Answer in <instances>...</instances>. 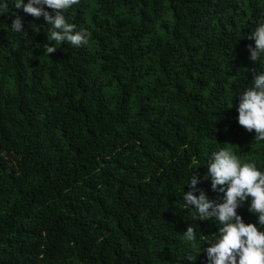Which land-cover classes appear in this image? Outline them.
<instances>
[{
    "label": "trees",
    "instance_id": "trees-1",
    "mask_svg": "<svg viewBox=\"0 0 264 264\" xmlns=\"http://www.w3.org/2000/svg\"><path fill=\"white\" fill-rule=\"evenodd\" d=\"M13 2L0 0V264H207L217 225L181 194L191 172L219 200L204 178L218 147L264 170L234 107L261 70L248 36L264 0H81L65 16L88 43L49 56V26Z\"/></svg>",
    "mask_w": 264,
    "mask_h": 264
},
{
    "label": "clouds",
    "instance_id": "clouds-1",
    "mask_svg": "<svg viewBox=\"0 0 264 264\" xmlns=\"http://www.w3.org/2000/svg\"><path fill=\"white\" fill-rule=\"evenodd\" d=\"M80 3L81 0H14L12 7L36 19L43 17L49 26L47 39L53 42L44 44V51L49 56L56 51V44L67 43L79 48L88 43L91 33L84 28L77 30L76 24L67 22L65 16L69 9ZM23 24V17L15 14L11 31L22 33L25 30ZM29 26L33 33L41 29L36 23ZM248 39L254 40V45H248L249 59L254 63L259 61L261 70L254 74L246 88L236 93L238 102L234 107L238 112V124L249 132L254 130V140L264 141V16L259 18ZM204 164L207 166L204 178L210 179L213 191L222 194L219 200L210 199L203 189L198 188L201 178L191 172L183 185L181 199L184 209L192 210L193 221L210 220L217 225V231L203 240L208 244L203 249L207 264H264V170L255 162H243L228 147L211 151ZM186 184L188 191H184ZM245 202L248 211L257 216L256 223H246L238 213L237 209ZM196 229L192 224L188 225L183 232L186 243L197 242ZM185 257L195 259L191 252Z\"/></svg>",
    "mask_w": 264,
    "mask_h": 264
}]
</instances>
